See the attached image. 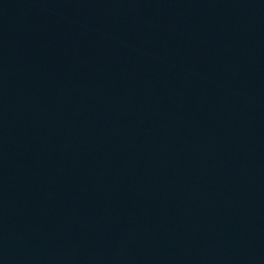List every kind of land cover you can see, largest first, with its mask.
Segmentation results:
<instances>
[{
  "label": "water",
  "instance_id": "obj_1",
  "mask_svg": "<svg viewBox=\"0 0 264 264\" xmlns=\"http://www.w3.org/2000/svg\"><path fill=\"white\" fill-rule=\"evenodd\" d=\"M0 264H264V0H0Z\"/></svg>",
  "mask_w": 264,
  "mask_h": 264
}]
</instances>
